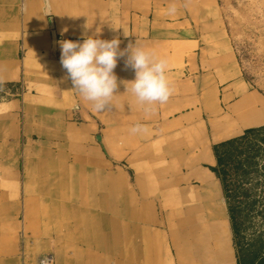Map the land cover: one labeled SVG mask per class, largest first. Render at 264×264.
<instances>
[{
	"label": "crops",
	"instance_id": "crops-1",
	"mask_svg": "<svg viewBox=\"0 0 264 264\" xmlns=\"http://www.w3.org/2000/svg\"><path fill=\"white\" fill-rule=\"evenodd\" d=\"M220 17L217 0H0V264H39L45 253L55 264H237L227 211V220H201V194L178 179L211 178V146L210 164L186 171L164 168L169 159L152 151L155 133L202 115V71L231 73L227 103L245 81ZM97 27L121 49L137 41L167 58L166 104L148 109L126 91L135 78L126 57L112 107L97 112L80 97L57 41L82 42ZM260 97H248L242 115L257 109L252 118L264 120ZM136 124L147 131L132 133ZM263 124L229 135L217 127L207 143Z\"/></svg>",
	"mask_w": 264,
	"mask_h": 264
},
{
	"label": "rangeland",
	"instance_id": "rangeland-1",
	"mask_svg": "<svg viewBox=\"0 0 264 264\" xmlns=\"http://www.w3.org/2000/svg\"><path fill=\"white\" fill-rule=\"evenodd\" d=\"M219 9L221 16L219 22L223 24V28L225 27L227 31L236 59L237 51L234 45L237 47L239 57L242 64H244L247 74L253 75L255 83L252 84L240 79L242 85L235 88L234 93L237 94L236 97H233L227 103L230 95L227 97V93L225 94L226 89H223L227 84L222 83L231 73L223 70L224 65L216 66L217 69L211 73L202 71L204 74L201 82L203 92L197 105V110L200 108L202 115L194 116L191 114V118H187L179 124V127L182 126L181 128L153 135L152 141L154 143L152 151L157 153L156 151L158 150V153L169 159L168 162H164V168L171 169L177 167L181 171H186L193 164L199 163L201 166L202 164H210L206 150L213 144L207 143L208 140L211 141L210 137L213 129L218 127L219 130H224L223 134L229 135L235 133L236 130L244 125L264 121L252 118L259 111L257 109H253L248 114L242 115V106H248V100H250L249 98L253 94L257 93L258 96H261L260 101L254 98L255 102L259 103L258 107L261 108L263 105L262 101H264V95L256 88L264 90V0H220ZM227 26L229 31L227 30ZM240 64H235V67L242 74ZM206 75L209 76V80H206ZM239 76L240 74L237 77L240 78ZM208 84H212L214 87L211 88ZM242 90L246 91L239 94ZM231 91L229 90L228 93H231ZM251 99L253 98L251 97ZM226 106L231 111L227 119H221V114L217 113V111L221 108L226 111ZM226 126L227 129H225ZM194 142L201 143L196 145ZM161 143L164 146L159 148L158 146ZM175 150H177V153ZM160 163L163 162H154L155 167L159 166ZM261 165L262 167L264 166V155L260 159V167ZM168 179L169 184H172L175 180L173 176L164 178V180ZM178 179L180 180L179 183L190 184L193 186L196 194H201L199 203L202 214L201 220H211L214 217L216 220H227L221 186L215 174L211 178L202 181L194 177L188 179L187 176L185 181H182V178ZM252 188V193L258 202L252 211V215L246 221L248 227L246 231L247 235L253 231L255 233L264 231V168H260L258 175L255 176ZM170 195L171 197L173 196V194ZM191 199L192 197L188 200ZM188 208L189 205L184 209L186 213L188 212Z\"/></svg>",
	"mask_w": 264,
	"mask_h": 264
},
{
	"label": "clouds",
	"instance_id": "clouds-1",
	"mask_svg": "<svg viewBox=\"0 0 264 264\" xmlns=\"http://www.w3.org/2000/svg\"><path fill=\"white\" fill-rule=\"evenodd\" d=\"M175 11V7L169 9L170 13ZM66 31L67 28L63 29L62 34ZM101 31L97 27L96 34L85 36L82 42L72 39L57 41L61 50V65L72 82V88L79 92L80 97L90 102L97 112H104L112 107L118 87L114 69L117 67L118 57H126L125 68H131L135 73V78L129 81L131 86H126V91H130L136 102L148 109L156 104H166L174 91L168 77L167 58L157 55L154 50L137 41L121 49L118 37L102 39L99 35ZM72 107L76 105L73 104ZM130 131L143 133L147 129L144 125L136 124Z\"/></svg>",
	"mask_w": 264,
	"mask_h": 264
},
{
	"label": "trees",
	"instance_id": "trees-1",
	"mask_svg": "<svg viewBox=\"0 0 264 264\" xmlns=\"http://www.w3.org/2000/svg\"><path fill=\"white\" fill-rule=\"evenodd\" d=\"M217 1L220 5V0ZM234 47L243 78L254 84L253 75L247 74L236 45ZM256 88L264 95L262 88ZM211 149L216 163L210 169L221 186L237 264H264V231L246 234V221L258 202L252 193V184L260 168H264L260 167L264 155V124L244 128L236 135L213 143Z\"/></svg>",
	"mask_w": 264,
	"mask_h": 264
},
{
	"label": "built area",
	"instance_id": "built-area-1",
	"mask_svg": "<svg viewBox=\"0 0 264 264\" xmlns=\"http://www.w3.org/2000/svg\"><path fill=\"white\" fill-rule=\"evenodd\" d=\"M39 264H55L53 254L51 253L43 254L39 259Z\"/></svg>",
	"mask_w": 264,
	"mask_h": 264
}]
</instances>
